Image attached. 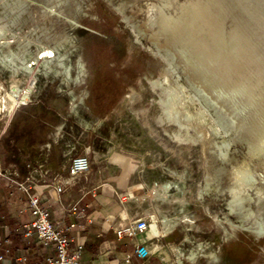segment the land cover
<instances>
[{"label": "rangeland", "instance_id": "374dc122", "mask_svg": "<svg viewBox=\"0 0 264 264\" xmlns=\"http://www.w3.org/2000/svg\"><path fill=\"white\" fill-rule=\"evenodd\" d=\"M34 2L26 56L46 45L71 74L0 63V94L50 120L66 168L132 161L133 210L167 223L164 264H264V0Z\"/></svg>", "mask_w": 264, "mask_h": 264}, {"label": "crops", "instance_id": "0c3cea01", "mask_svg": "<svg viewBox=\"0 0 264 264\" xmlns=\"http://www.w3.org/2000/svg\"><path fill=\"white\" fill-rule=\"evenodd\" d=\"M48 119L31 111L23 103L15 112L0 113V161L16 168L23 178L27 173L38 176L35 169L48 170L46 177L66 169L64 150L58 145L57 134L49 129ZM90 161L89 176L80 179L72 189L59 196L50 185L36 184L31 192L38 195L43 204H49L50 217L55 222L68 224L86 223L84 228L70 227L74 240L83 244L79 264H164L171 260V248L164 245L162 230L165 221L153 225L135 236L118 237L113 226H122L135 214L143 215V209L133 210V198L129 194L135 184L136 166L132 163L125 171L117 160L108 158L96 166ZM139 199V198H138ZM77 201L84 208L86 217L73 218L64 207ZM90 217L92 222H86ZM32 218L25 194L8 180L0 178V252L7 256L0 264H47L44 257L53 254L51 248L41 245L35 234L23 235V225ZM8 236L9 243L1 239ZM142 244L148 254L139 257L135 246ZM26 256L25 262L18 257ZM129 258L128 262L124 260ZM171 264V263H169Z\"/></svg>", "mask_w": 264, "mask_h": 264}, {"label": "built area", "instance_id": "2783aa9c", "mask_svg": "<svg viewBox=\"0 0 264 264\" xmlns=\"http://www.w3.org/2000/svg\"><path fill=\"white\" fill-rule=\"evenodd\" d=\"M90 159L87 154H77L69 158V163L64 171L54 173L51 178L46 177L48 170L41 169L37 166L35 171L38 176L27 173L23 178H18L19 173L16 168L5 166L0 161V178L8 180L14 184L24 194L28 201V208L32 214V218L23 225V235L29 237L35 234L42 246L51 248L53 254L44 257L47 264H79V258L83 249V244L74 240L68 232L70 227L78 226L84 228L86 223L76 222L75 220L65 224L63 222H55L50 217L49 204L45 205L40 197L31 192V188L36 184L50 185L59 196L76 186L80 179L86 180L89 176ZM66 213L73 214V218L86 217L84 208L78 207L75 201L64 207ZM86 222H92L90 217L86 218ZM149 226L148 218L135 214L122 226H113V230L118 237L135 236L136 234L146 230ZM2 243H9L8 236L1 239ZM135 251L139 257L148 254L147 248L142 245H136ZM7 251L0 252V261H4ZM18 259L23 263L26 256H19ZM125 262L129 261L127 257Z\"/></svg>", "mask_w": 264, "mask_h": 264}, {"label": "bare ground", "instance_id": "6f19581e", "mask_svg": "<svg viewBox=\"0 0 264 264\" xmlns=\"http://www.w3.org/2000/svg\"><path fill=\"white\" fill-rule=\"evenodd\" d=\"M35 6L36 2L34 0H0V7L2 8L0 10V63L10 68L13 74L21 73L24 77L29 76V78L36 73V68L40 66H54L56 70H60V73L63 70L64 74H71L63 53L55 52L53 48L46 45L38 49L34 56H26V54H30L28 46L32 39L29 36L34 29L30 21L34 18L32 10H34ZM11 39L18 42L17 46L23 47V56H14L12 51L9 50ZM33 42L36 44V41ZM155 84H159V81H155ZM21 92L22 89L11 91L10 93H1L0 110L4 109L9 114H12L20 103H25L28 97L25 94H21ZM11 95L15 99L13 103L10 101ZM79 97L77 98L75 94L73 95L69 111L78 112L79 103L83 102V98ZM59 129H61V125L58 127ZM235 175L238 176V171H236ZM208 179L209 177H207ZM172 225L165 228L166 234L171 232ZM209 256L214 258L217 253L211 252ZM178 260L180 264H183L185 257L180 256Z\"/></svg>", "mask_w": 264, "mask_h": 264}]
</instances>
